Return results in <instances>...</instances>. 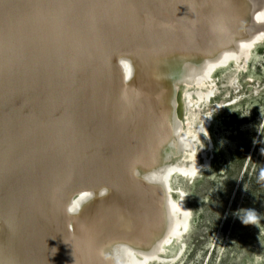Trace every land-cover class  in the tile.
I'll return each instance as SVG.
<instances>
[{
    "label": "bare ground",
    "instance_id": "6f19581e",
    "mask_svg": "<svg viewBox=\"0 0 264 264\" xmlns=\"http://www.w3.org/2000/svg\"><path fill=\"white\" fill-rule=\"evenodd\" d=\"M37 2L62 7L43 9L37 15L31 11ZM87 2L0 0V20L18 30L31 20L45 29L38 28L40 33H46L58 29L65 6ZM75 20L89 35V22H82L81 17ZM121 21L124 30L100 44L103 57L97 94L81 91L74 106L82 133L91 132L99 120H115L122 111L108 133L116 148L100 149L88 141L81 151L63 160L42 161L41 147L28 145L31 132L18 126L12 137L16 143L2 154L0 167L7 178L1 184L0 230L6 223L3 214L14 219L8 248L17 264H62L56 256L48 260L32 257L25 244L12 245L21 233L22 240L28 234L43 236L47 231L41 225L62 242L72 241L73 245L64 246L71 260L68 264L173 262L161 256L166 247L181 242L190 214L183 203L184 192L176 188V198L170 196L172 176L190 183L208 167L210 142L204 138L208 118L196 111L214 94L209 81L214 70L227 64H240L242 69L250 58L249 50L264 39V0H127ZM35 36V42H28L37 49L32 56L20 50L17 64L35 66L45 76L41 62L48 50L40 46L41 35ZM9 54L5 55L8 59ZM80 69L87 67L82 65L76 72ZM178 86L183 89L185 120L177 115ZM49 93L40 97H49ZM6 96L0 97V105ZM221 104L212 108H221ZM48 130L43 135L45 147H62L63 143L50 141L52 130ZM70 138L63 139L75 141ZM88 156L93 169L70 167ZM17 174L20 179L11 183L9 178ZM16 193H20L21 211L34 221L31 229L16 210Z\"/></svg>",
    "mask_w": 264,
    "mask_h": 264
},
{
    "label": "water",
    "instance_id": "95a60500",
    "mask_svg": "<svg viewBox=\"0 0 264 264\" xmlns=\"http://www.w3.org/2000/svg\"><path fill=\"white\" fill-rule=\"evenodd\" d=\"M87 1L86 4L74 3L67 5L68 7L65 6V11L62 10L59 16L58 29L48 30L46 33H40L38 28L45 29L37 26L31 20L26 25L19 26L20 30L12 27L8 22L0 20V97L7 94L5 103L0 105V163L3 152L14 142L16 143L15 136L14 139L12 137L18 126L23 127L29 133L31 132L28 145L41 147L40 159L42 161L45 159H49L50 162L63 160L73 155L74 152L81 151L84 143L88 141L100 149L114 150L116 148V143L110 141L108 133L118 122L116 119L120 118L122 111L114 116L115 120L113 118L99 120L91 132L82 133L75 118L74 106L81 91L86 90L93 95L97 94L96 84L99 79L98 75L102 71L101 59L103 57L100 44L110 37H116L120 31L124 30L121 17L124 14L127 0ZM202 10L204 11V9ZM77 17H81L84 23L89 22L87 26L89 35L82 32L81 26H76V22L79 23L75 20ZM16 33L23 34L18 36ZM35 35H41L40 46L44 52L46 49L48 50L46 59L41 62L45 76H41L35 66L29 68L24 65L28 68L24 70V66L21 67L19 63L17 64V53L20 54V50L24 55L32 56V52L37 49L35 43H30L31 41L35 42ZM17 38H20L22 42L19 43ZM29 39L30 42H28ZM6 54L10 55V59L5 57ZM3 56L6 59H3ZM31 61L33 63V60ZM82 65H85L87 70L80 69L76 72V69ZM72 73L77 74L73 76L76 78L70 77ZM50 90L53 94L49 93ZM44 93H49L50 95H47L49 97H40ZM71 124L72 128L68 129L67 126L70 127ZM48 128L52 130L49 132L50 141L52 139L63 143L62 147H54L55 150L45 147L44 143L47 140L45 141L43 135L49 131ZM67 135H70L75 141L63 139ZM126 148L128 149V147ZM89 156L83 163L75 166L70 165V167L80 169L84 165L93 169L94 166L90 162ZM207 164L209 165V160ZM62 167L66 166L62 165ZM27 176L31 178L32 173H28ZM6 178V174L0 167V185ZM18 179L20 177L17 174L16 177L9 178V181L15 184L13 180L18 182ZM192 180L190 181L192 182ZM1 187L3 185L0 186V192ZM19 196L20 193H16V210L26 227L31 229L34 227V221L21 211ZM2 216L5 217L6 223L3 231L0 230V264H17L15 255L8 248L14 219L11 221L9 216H4V214ZM42 229L47 231L43 236L34 238L28 234L24 235L26 240H22L21 233L20 238L18 236L16 241H12V245L22 247L25 244L29 254L39 260H48L56 256L62 264L71 263V260L66 257L67 252L64 246L66 243L73 245L72 241L64 240L62 242L58 235L49 233L51 230H47L41 225Z\"/></svg>",
    "mask_w": 264,
    "mask_h": 264
},
{
    "label": "rangeland",
    "instance_id": "374dc122",
    "mask_svg": "<svg viewBox=\"0 0 264 264\" xmlns=\"http://www.w3.org/2000/svg\"><path fill=\"white\" fill-rule=\"evenodd\" d=\"M249 51L242 69L227 64L214 70V94L196 111L208 118L209 165L190 183L172 176L170 196L176 198V188L184 192L190 219L183 248L172 243L161 256L173 261L168 264H264V39ZM178 89L177 115L185 120ZM248 209L255 210L258 223H242ZM179 247L180 256L172 260Z\"/></svg>",
    "mask_w": 264,
    "mask_h": 264
},
{
    "label": "clouds",
    "instance_id": "9594fccd",
    "mask_svg": "<svg viewBox=\"0 0 264 264\" xmlns=\"http://www.w3.org/2000/svg\"><path fill=\"white\" fill-rule=\"evenodd\" d=\"M205 135H207V132L205 131ZM195 174V173H193ZM260 179L264 180V170L260 172ZM242 223L247 224H255L258 223V216L254 209H248L246 210V215L242 219ZM101 255H103V252H101Z\"/></svg>",
    "mask_w": 264,
    "mask_h": 264
},
{
    "label": "snow or ice",
    "instance_id": "6c2138e0",
    "mask_svg": "<svg viewBox=\"0 0 264 264\" xmlns=\"http://www.w3.org/2000/svg\"><path fill=\"white\" fill-rule=\"evenodd\" d=\"M58 7H62V5H53V4H45V3L37 2L31 5V11L38 15L40 11L43 9H48L49 11H51Z\"/></svg>",
    "mask_w": 264,
    "mask_h": 264
}]
</instances>
